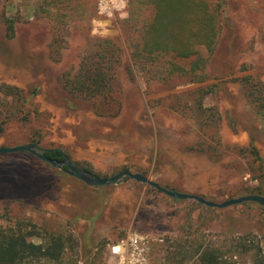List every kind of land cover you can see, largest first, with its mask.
Instances as JSON below:
<instances>
[{"label": "rangeland", "instance_id": "374dc122", "mask_svg": "<svg viewBox=\"0 0 264 264\" xmlns=\"http://www.w3.org/2000/svg\"><path fill=\"white\" fill-rule=\"evenodd\" d=\"M212 1L221 17L213 50L179 57L134 55L150 0H127L124 18L98 13V0H74L53 16L36 0H0V147L38 140L100 177L140 170L218 203L247 194L260 183L247 164L252 136L264 158V0ZM93 19L107 22L106 37L91 34ZM95 63L121 102L116 117L62 87ZM0 225L35 231L36 243L70 237L59 260L40 264H108L109 246L130 231L164 236L149 264H196L199 246L250 264L241 246L249 240L264 252V208L254 202H173L133 179L90 187L21 152L0 153Z\"/></svg>", "mask_w": 264, "mask_h": 264}, {"label": "trees", "instance_id": "16d2710c", "mask_svg": "<svg viewBox=\"0 0 264 264\" xmlns=\"http://www.w3.org/2000/svg\"><path fill=\"white\" fill-rule=\"evenodd\" d=\"M73 1L36 0V9L53 16L52 10L54 14L72 10ZM150 1L154 5L153 16L151 21L141 23L142 31L135 44V56L144 53L147 56H158L162 53L188 57L197 53L200 48L213 50L221 28L220 4L212 0ZM13 32L14 25L10 22L7 25V35L10 37ZM180 71H182L181 68ZM108 74L107 68L100 63L82 64L74 76L65 77L62 80V87L71 98L81 97L89 101L96 115L113 118L119 114L121 102L115 100L110 94ZM5 88L9 90L7 94H12L10 93L11 87L5 86ZM33 142L45 147L38 140H33ZM45 148L47 156L62 159L64 152L61 148L57 146ZM246 150L247 164L250 171L255 174V179L260 183L247 187L244 192L264 196L261 186L264 181V158L253 136L246 145ZM37 236L38 234L32 230L0 225V264H40L41 260H59L66 242L71 240L70 237L61 234H52L44 238V241L36 243L32 238ZM241 246L248 254L250 264H264V252L258 243L249 240L247 244L241 243ZM173 252L170 251V253ZM195 254L197 255L196 264H232L223 259L221 253L214 248L199 246ZM174 258L175 256L172 257Z\"/></svg>", "mask_w": 264, "mask_h": 264}, {"label": "water", "instance_id": "95a60500", "mask_svg": "<svg viewBox=\"0 0 264 264\" xmlns=\"http://www.w3.org/2000/svg\"><path fill=\"white\" fill-rule=\"evenodd\" d=\"M20 151L30 156L36 157L37 159L46 162L90 187H99L104 185H115L127 180H136L142 183H146L165 195L169 196L173 202H177L180 199H193L199 203H202L206 206L223 208L230 205L239 204L242 202L250 201L254 202L261 207H264V196L259 194H244L235 198L227 199L223 202H214L210 200H206L203 197L190 194L183 193L177 191L175 188L170 187L166 188L159 183L148 179L145 175L139 172H131L129 170H121L111 176L108 177H100L96 173L87 170L80 165H78L73 159H71L67 154H63L62 159H54L45 154L47 151L46 148L40 146L35 142H26L15 146H4L0 147V153H9Z\"/></svg>", "mask_w": 264, "mask_h": 264}, {"label": "built area", "instance_id": "2783aa9c", "mask_svg": "<svg viewBox=\"0 0 264 264\" xmlns=\"http://www.w3.org/2000/svg\"><path fill=\"white\" fill-rule=\"evenodd\" d=\"M101 9H104L103 14L106 16H109V12L112 13L111 16H113L115 13L120 14V12L116 11V8L112 5L111 0H98L97 10L100 14ZM163 242V235H153L130 231L125 236L109 246L107 262L108 264H119L120 257L114 255L111 249L113 245H122V247L125 249V264H128L129 260L135 261V264H149L150 254L153 251V246L162 244Z\"/></svg>", "mask_w": 264, "mask_h": 264}, {"label": "clouds", "instance_id": "9594fccd", "mask_svg": "<svg viewBox=\"0 0 264 264\" xmlns=\"http://www.w3.org/2000/svg\"><path fill=\"white\" fill-rule=\"evenodd\" d=\"M112 5L116 8V11L121 13V18H124L127 16V12L123 11V9L127 8V0H111ZM104 9H101V14H103ZM109 17H111L112 13H108ZM92 32L91 34L93 36H99L101 38L106 37L108 35V29H107V22H101L96 19L92 20ZM112 252L114 255H117L120 257L119 264H125V249L122 247V245H113L112 246ZM128 264H135V261L129 260Z\"/></svg>", "mask_w": 264, "mask_h": 264}, {"label": "flooded vegetation", "instance_id": "af4514ba", "mask_svg": "<svg viewBox=\"0 0 264 264\" xmlns=\"http://www.w3.org/2000/svg\"><path fill=\"white\" fill-rule=\"evenodd\" d=\"M45 148V147H44ZM16 152H20V151H16ZM16 152H9V153H16ZM47 152V151H46ZM46 152H45V154H46ZM21 153H23V152H21ZM3 154V153H2ZM23 154H25V153H23ZM63 154H65V153H63ZM28 155V154H27ZM30 156V155H29ZM33 157V156H32ZM36 158V157H35ZM63 158V157H62ZM37 159V158H36ZM39 160V159H38ZM39 161H41V160H39ZM41 162H43V161H41ZM46 163V162H45ZM46 164H48V163H46ZM48 165H50V164H48ZM53 167V166H52ZM61 171V170H60ZM64 173V172H63ZM67 175V174H66Z\"/></svg>", "mask_w": 264, "mask_h": 264}, {"label": "crops", "instance_id": "0c3cea01", "mask_svg": "<svg viewBox=\"0 0 264 264\" xmlns=\"http://www.w3.org/2000/svg\"><path fill=\"white\" fill-rule=\"evenodd\" d=\"M105 256H106V262H107V259H108V253H106V255H105Z\"/></svg>", "mask_w": 264, "mask_h": 264}]
</instances>
